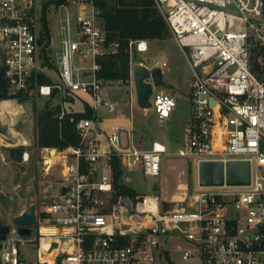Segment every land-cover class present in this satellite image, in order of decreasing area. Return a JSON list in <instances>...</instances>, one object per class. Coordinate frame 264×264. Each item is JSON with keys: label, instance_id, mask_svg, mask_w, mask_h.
Wrapping results in <instances>:
<instances>
[{"label": "built area", "instance_id": "2783aa9c", "mask_svg": "<svg viewBox=\"0 0 264 264\" xmlns=\"http://www.w3.org/2000/svg\"><path fill=\"white\" fill-rule=\"evenodd\" d=\"M43 1L0 0V67L5 68L7 95L19 100L36 93L57 100L60 119L71 111L66 94L88 95L93 116L76 124L80 146L72 147L62 179L53 183L57 190L52 201L40 215L36 211V236L24 238L17 226L8 225L0 264H264V0H154L179 45L189 49L193 72L192 117L176 155L194 157L197 164L250 160L251 183L210 187L216 190L196 193L186 207L166 212L158 196H131L143 197L134 214L121 204L122 196L113 199V158L120 160L128 184L136 170L160 176L162 157L172 153L161 142L140 148L123 125L113 126L102 146L99 112H121L122 105L106 88L126 83L136 91L135 64L149 70L167 64L137 61L135 54L148 52L149 42L131 40L129 79H99L98 59L116 52L120 44L109 40L96 0H65L52 5L62 37L58 79L39 84V74L53 63L51 38L48 43L38 25ZM77 57L90 62L77 65ZM147 81L153 84L151 109L164 124L177 102L157 91L152 79ZM23 158L27 161L29 153ZM45 163L52 167L47 156ZM149 196L156 211L147 206ZM20 243H32L39 260L27 262Z\"/></svg>", "mask_w": 264, "mask_h": 264}, {"label": "rangeland", "instance_id": "374dc122", "mask_svg": "<svg viewBox=\"0 0 264 264\" xmlns=\"http://www.w3.org/2000/svg\"><path fill=\"white\" fill-rule=\"evenodd\" d=\"M113 1L110 0V2ZM44 3L43 1V16L38 25L43 27V17L46 16L50 29L53 63L45 73L40 74L54 81L58 79L57 62L62 40L60 20L52 6L45 7ZM73 20L76 26L75 16ZM147 41L149 42V51L137 53L135 56L137 61H143L149 65L155 61L166 62L167 66L163 69L164 84L156 87V90L165 91L175 98L177 105L170 118L164 124H160L152 109H143L138 105L136 91L126 83L113 84L107 88L110 98H116L122 104V112L131 111L133 141L137 146L149 149L154 141L170 143L172 154L162 157L160 176H146L140 170H136L130 175L128 182L134 196H158L161 209L166 212L186 207L196 193L210 192L216 189L198 185V164L194 157L176 155L183 144L185 125L192 117L191 83L193 72L187 57L189 49H183L170 30L164 39ZM89 62V59L76 58V64L80 66L89 64ZM38 82L44 84L39 81V78ZM66 96V101L71 102L72 111H83L85 108V103L79 96L86 98L89 102L92 101L88 95L71 96L66 94ZM31 98L28 100L29 103L28 101L20 103L19 100L12 102L13 108L17 111L16 114H12L13 108L10 107L8 101L0 100V123L11 127L13 132L15 131L14 136L7 139L6 143L4 142L5 145L3 141H0V221L3 225H10L11 228L15 227L13 218L32 204L37 205L39 215L42 213L43 207L54 198L57 185L53 187V183L61 180L63 161L72 159L70 153L66 154L63 159H57L60 156L57 150L52 149L50 152L39 147L35 108L38 110L43 108L47 99L36 93ZM6 100H10V98ZM56 102L57 100H52V103ZM23 136L27 140V145L23 144ZM106 138L104 133L101 137L102 146L107 144ZM18 146H25L29 153L27 161L23 157L19 161L10 156L9 149ZM46 156L48 158L50 156L49 162L52 164L50 169L46 167ZM125 178L124 176V182H126ZM39 225L36 223L35 226L38 228ZM42 231L54 230L43 228ZM12 237L18 238L19 235L13 233ZM181 243L185 244L184 241ZM32 246V243H20L22 255L27 262L39 260L38 251Z\"/></svg>", "mask_w": 264, "mask_h": 264}, {"label": "trees", "instance_id": "16d2710c", "mask_svg": "<svg viewBox=\"0 0 264 264\" xmlns=\"http://www.w3.org/2000/svg\"><path fill=\"white\" fill-rule=\"evenodd\" d=\"M65 0H44L46 6H58ZM101 8L105 30L110 41L120 44L118 50L98 59L102 68L97 71V77L103 80L126 81L130 77L131 55L129 43L131 40L164 39L168 35L169 28L164 17L160 14L154 0H96ZM48 43L50 42V29L46 16L43 17V32ZM52 65V64H50ZM41 83L53 81L43 74H39ZM23 95L18 96L19 98ZM11 98L7 95L6 99ZM53 99L45 101L43 108H35V116L38 129V145L41 148H55L66 150L70 147L80 146L81 138L76 124L82 118L93 116V110L88 102H85L83 111H69L60 119L61 106L52 103ZM67 96L64 97V101ZM10 156L18 159L23 157L24 146L9 149ZM114 199L129 195L134 197V192L124 182V171L120 160L113 158ZM0 226L3 223L0 221Z\"/></svg>", "mask_w": 264, "mask_h": 264}, {"label": "water", "instance_id": "95a60500", "mask_svg": "<svg viewBox=\"0 0 264 264\" xmlns=\"http://www.w3.org/2000/svg\"><path fill=\"white\" fill-rule=\"evenodd\" d=\"M134 80L136 87L137 103L143 109H151L152 104L150 98L153 94V84L148 79L154 81V86L159 87L164 84V71L162 68L155 67L149 70L145 65L137 63L133 67ZM7 98V87L5 78V68L0 67V100ZM30 100L27 97L19 98V102L23 103ZM8 127L0 123V134L8 136ZM251 183V161L250 160H200L198 163V185L200 187H218L223 185L229 186H245ZM65 192V188L63 189ZM132 198L129 195L121 197V204L129 209L131 214L135 213L136 205L142 201ZM37 205L32 204L26 208L21 214L13 218V224L17 226V231L24 238H34L37 233ZM10 226H0V247L2 241L7 238L10 233ZM57 246V243H54Z\"/></svg>", "mask_w": 264, "mask_h": 264}, {"label": "crops", "instance_id": "0c3cea01", "mask_svg": "<svg viewBox=\"0 0 264 264\" xmlns=\"http://www.w3.org/2000/svg\"><path fill=\"white\" fill-rule=\"evenodd\" d=\"M90 76H86L85 77V79H88ZM106 91H107V93L110 95V93H109V91H108V88H106ZM83 96V95H82ZM79 98H81L82 100L81 101H83L84 103L85 102H88V103H90L86 98H84V97H80L79 96ZM112 99H114L115 101H118V99H116V98H112ZM6 100V99H5ZM9 101H11V104H13L12 102H14L15 100L14 99H10ZM122 105V104H121ZM99 121H98V127H99V129H100V131H101V134H99V139L102 141V139H101V137H103V135H104V133L106 134V136L108 135V133H110L111 131H112V128H113V126H115V125H123V126H125V128H126V131L124 132L125 134L126 133H131L132 134V137H133V118H132V115H131V111H129V112H126V113H124V112H122V110H121V112L119 113H112V114H108V112H106V111H102V113L100 112L99 113ZM2 125H4V126H7V125H5V124H2ZM8 127V126H7ZM8 132H9V135L8 136H5V135H2V134H0V141H3V144H4V142L6 143L7 141V139H10L11 138V136H14V132H13V129H11V127H8ZM23 139H22V141H23V144L24 145H27V140H26V138L23 136L22 137ZM154 142H158V141H154ZM154 142H153V144H154ZM0 145H1V142H0ZM5 145V144H4ZM166 145H168V147H169V145H170V143L169 144H166ZM153 146V145H152ZM152 146H151V148H152ZM18 147H20V146H18ZM25 147V146H24ZM170 148V147H169ZM11 149V148H10ZM52 149H54V150H57V152H59V157L57 158V159H63V157L66 155V154H69L70 152H71V150H72V147H70V148H68V149H66V150H58V149H55V148H43V150H46V151H50L51 152V150ZM150 149V148H149ZM25 152H27L26 151V149H25V151H24V153ZM23 153V154H24ZM64 153V155L62 156V154ZM3 158H4V154H3ZM49 159H50V156H49ZM56 161V160H55ZM66 162V160H64L63 161V163H62V165L64 164ZM51 163V162H50ZM61 175H62V171H61ZM61 179H62V177H61Z\"/></svg>", "mask_w": 264, "mask_h": 264}, {"label": "bare ground", "instance_id": "6f19581e", "mask_svg": "<svg viewBox=\"0 0 264 264\" xmlns=\"http://www.w3.org/2000/svg\"><path fill=\"white\" fill-rule=\"evenodd\" d=\"M5 101H8L9 104H10V107L13 108L12 104H11V101L9 100H5ZM29 103V101H28ZM23 105V104H22ZM29 106V105H28ZM23 107V106H22ZM25 108V107H24ZM5 112V111H4ZM17 111L13 108V111H12V114H16ZM64 155V153L62 154V156ZM147 206L151 208V211H156L158 206L156 204V202L151 198V197H148L147 199ZM54 230V229H53ZM44 253V252H43Z\"/></svg>", "mask_w": 264, "mask_h": 264}]
</instances>
